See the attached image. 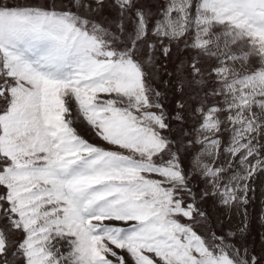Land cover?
Instances as JSON below:
<instances>
[{
  "label": "snow or ice",
  "instance_id": "obj_1",
  "mask_svg": "<svg viewBox=\"0 0 264 264\" xmlns=\"http://www.w3.org/2000/svg\"><path fill=\"white\" fill-rule=\"evenodd\" d=\"M0 264H264V0H0Z\"/></svg>",
  "mask_w": 264,
  "mask_h": 264
}]
</instances>
